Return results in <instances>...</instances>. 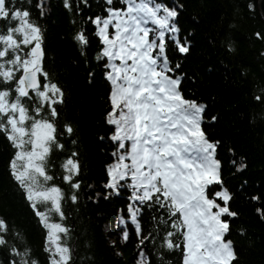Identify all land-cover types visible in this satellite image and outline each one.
Returning <instances> with one entry per match:
<instances>
[{"label": "snow or ice", "instance_id": "obj_1", "mask_svg": "<svg viewBox=\"0 0 264 264\" xmlns=\"http://www.w3.org/2000/svg\"><path fill=\"white\" fill-rule=\"evenodd\" d=\"M61 2L74 26L77 16L86 21L73 34L80 54L87 57L93 40L98 42L97 69L88 76L98 72L108 86L102 120L109 133L97 139L108 141L112 162L96 193L84 181L77 125L62 112L67 97L45 63L39 21L48 0H0L2 174L44 233L40 250L34 249L12 215L0 214V264H76L68 210L85 187L95 193L91 199L122 198L108 243L116 250L135 238L132 264H175L169 257L177 252L179 264H237V247L228 237L239 214L224 186L220 141L203 130L207 105L185 96L187 74L173 61L193 47L192 33L180 22L183 4L102 0L99 13L85 17L92 0ZM261 5L264 12V0ZM244 7L254 12L256 5L247 0ZM250 39L264 44V29ZM223 43L233 50L230 37ZM252 99L264 107V86ZM232 163L237 170L246 167ZM249 199L264 220V192Z\"/></svg>", "mask_w": 264, "mask_h": 264}, {"label": "trees", "instance_id": "obj_2", "mask_svg": "<svg viewBox=\"0 0 264 264\" xmlns=\"http://www.w3.org/2000/svg\"><path fill=\"white\" fill-rule=\"evenodd\" d=\"M246 2L177 0L183 4L180 22L192 33L193 47L190 54L176 55L173 61H180L181 70L187 74L183 81L185 96L207 105L203 130L211 140L220 141L217 157L222 161L224 186L233 193L231 208L239 214L231 220L232 234L228 237L237 247V264H264V220L255 213L259 205L249 199L251 194L264 192V107L252 99L256 89L264 86V56L259 55L264 44L250 39L253 31L264 29V15L260 0H253L254 12L245 9ZM100 3L102 0H92V10L84 16L99 13ZM45 12L39 23L44 31L46 67L67 97L62 112L77 125L85 184L94 185L99 193L105 167L112 162V149L107 140L97 139L109 133L102 120L108 86L98 72L94 79L88 76L97 69L98 42L93 40L89 55L82 56L73 34L76 27L85 26V19L75 17L74 26L73 16L61 0H48ZM87 30L92 32L93 27L87 25ZM226 36L232 40V51L224 46ZM212 116L217 119L213 121ZM5 155L0 146V214H11L23 227L29 244L40 250L42 226L2 174ZM233 161H243L246 167L237 170ZM94 195L85 187L79 203L68 210L76 264H132L135 238L116 250L108 243L113 213L121 208L122 198L91 199ZM240 228L246 230L245 235L238 233ZM117 251L122 255H116ZM169 259L179 264V253Z\"/></svg>", "mask_w": 264, "mask_h": 264}, {"label": "water", "instance_id": "obj_3", "mask_svg": "<svg viewBox=\"0 0 264 264\" xmlns=\"http://www.w3.org/2000/svg\"><path fill=\"white\" fill-rule=\"evenodd\" d=\"M260 8H262V5H261V0H260ZM262 11V10H261ZM263 13V15H264V12H262Z\"/></svg>", "mask_w": 264, "mask_h": 264}]
</instances>
